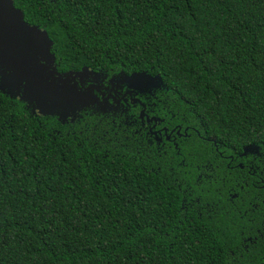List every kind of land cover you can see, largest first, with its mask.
<instances>
[{
  "label": "trees",
  "instance_id": "16d2710c",
  "mask_svg": "<svg viewBox=\"0 0 264 264\" xmlns=\"http://www.w3.org/2000/svg\"><path fill=\"white\" fill-rule=\"evenodd\" d=\"M13 1L60 73L160 77L188 137L159 152L0 92V264H264V0Z\"/></svg>",
  "mask_w": 264,
  "mask_h": 264
},
{
  "label": "flooded vegetation",
  "instance_id": "af4514ba",
  "mask_svg": "<svg viewBox=\"0 0 264 264\" xmlns=\"http://www.w3.org/2000/svg\"><path fill=\"white\" fill-rule=\"evenodd\" d=\"M95 79L75 82L81 93H92L93 97L88 98L86 102L89 108L79 111L75 119L76 115H73L65 122L60 121L58 116L54 118L63 125H70L76 122L74 120L81 122L87 116H98L99 123L103 124L104 129L112 124L114 128L122 130L124 134H130L132 138L142 142L146 141L151 147H156L159 152L167 146L176 149L178 141L188 137L187 129L180 126L171 128L164 124V119L156 115L155 92L132 88L124 78ZM156 89L158 88L154 90ZM12 100L20 101V96ZM77 107L80 109L82 105L78 104ZM29 111L34 116H41L39 111L36 113L32 110ZM75 114L77 113L75 112ZM106 135H109L108 130H106Z\"/></svg>",
  "mask_w": 264,
  "mask_h": 264
},
{
  "label": "snow or ice",
  "instance_id": "6c2138e0",
  "mask_svg": "<svg viewBox=\"0 0 264 264\" xmlns=\"http://www.w3.org/2000/svg\"><path fill=\"white\" fill-rule=\"evenodd\" d=\"M19 39L16 43L17 59L8 76L5 69H0V83L6 91L12 87L22 89L25 95H38L53 103L71 106L87 102V97L74 89L67 81L68 77L56 76L52 67L50 52L56 45L50 43L51 35L47 31H37L21 24L18 27ZM3 31L0 33V44L3 42ZM59 63V61H58ZM67 71V70H66ZM54 82H63L64 87L59 91L53 89ZM74 82V81H73ZM130 86L140 90L156 87V82L145 78L130 81Z\"/></svg>",
  "mask_w": 264,
  "mask_h": 264
},
{
  "label": "water",
  "instance_id": "95a60500",
  "mask_svg": "<svg viewBox=\"0 0 264 264\" xmlns=\"http://www.w3.org/2000/svg\"><path fill=\"white\" fill-rule=\"evenodd\" d=\"M25 25L28 28L35 29L37 31H45L40 29L37 26H32L28 24L25 21V15L24 13L16 8L15 3L13 0H0V33L3 31V44H0V69H5L6 74L8 76L12 75V69L17 59V49H16V43L19 39V32L18 27L19 25ZM48 34V33H47ZM50 43H53L52 40ZM51 55V64L52 67L49 69L50 71L55 70L56 76H65L68 77L69 80L67 81L71 86L76 89L79 93H81L76 86V81H83L84 79L88 80L90 78H96L95 80L102 79L103 77L100 74H96L93 71L89 70L88 68H84L80 72H68V73H60L58 71L57 67V60L55 55L50 52ZM2 75V73H0ZM120 78H124V80L130 85V81H135L137 78H145L151 81L156 82V87L158 88L163 82L162 79L158 76L154 77L147 72L142 73H133L130 76H123ZM74 81V82H73ZM75 83V84H74ZM53 89L56 91H59L64 87L63 82H54L52 85ZM132 87V86H130ZM94 88V87H93ZM134 88V87H132ZM4 89V84L0 83V90ZM138 89V88H136ZM149 89V90H151ZM140 90V89H138ZM5 96L11 98V99H17L18 96H20V101L24 104H27V107L29 110H32L34 113L36 111H39L42 117H55L58 116L59 120L66 121L69 117L75 116L74 119L77 117L78 112L89 108L87 107V103H82V108L78 109V104H74L71 106L61 105L57 103H53L50 100L44 99L38 95L32 94V95H25L22 89H18L15 87H12L6 91L1 92ZM83 94V93H81ZM84 96L90 98L92 96L91 92H87L83 94ZM93 97V96H92ZM80 106V104H79ZM75 112L77 114H75ZM73 119V120H74Z\"/></svg>",
  "mask_w": 264,
  "mask_h": 264
}]
</instances>
